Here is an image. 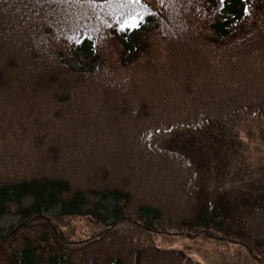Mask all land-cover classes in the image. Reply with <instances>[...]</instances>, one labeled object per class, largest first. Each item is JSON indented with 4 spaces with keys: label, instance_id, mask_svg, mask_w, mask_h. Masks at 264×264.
<instances>
[{
    "label": "trees",
    "instance_id": "obj_1",
    "mask_svg": "<svg viewBox=\"0 0 264 264\" xmlns=\"http://www.w3.org/2000/svg\"><path fill=\"white\" fill-rule=\"evenodd\" d=\"M245 114L264 0H0V264H264V205L211 201L197 164Z\"/></svg>",
    "mask_w": 264,
    "mask_h": 264
},
{
    "label": "rangeland",
    "instance_id": "obj_2",
    "mask_svg": "<svg viewBox=\"0 0 264 264\" xmlns=\"http://www.w3.org/2000/svg\"><path fill=\"white\" fill-rule=\"evenodd\" d=\"M72 66L79 69L77 63H72ZM226 125L230 131L223 136H218L215 142L228 144L227 151H222L217 147L212 148L210 158L209 151L197 148L198 154H200L197 158V164L202 171L207 189H205V195L207 194L206 196L211 201L225 203L229 209L243 201L264 205V114H245L239 121ZM170 135L172 136L160 135L155 139V143L163 147L169 144L171 140L175 141L176 144H171L174 146L189 141L195 146L196 137L192 134L176 133ZM199 137L201 135H198L197 139ZM209 142L207 140L203 143ZM178 147L181 148L180 145ZM193 148L191 146L192 150ZM185 153L189 154L187 151ZM216 158H218V162L215 161ZM201 160L203 161L201 162ZM22 205L24 208L30 207L32 198L26 197L22 201ZM113 205V201L104 202V206L107 208H111ZM59 212V208H53L47 214L58 215ZM19 218V215L12 213L1 215L0 233H7L19 221ZM203 247L205 246L197 247L195 251L201 255L206 264H222L217 250H210L209 248L204 250Z\"/></svg>",
    "mask_w": 264,
    "mask_h": 264
},
{
    "label": "snow or ice",
    "instance_id": "obj_3",
    "mask_svg": "<svg viewBox=\"0 0 264 264\" xmlns=\"http://www.w3.org/2000/svg\"><path fill=\"white\" fill-rule=\"evenodd\" d=\"M245 11H247V10H245ZM132 26H133V27L137 26L136 23H135V21H133ZM76 42H79V41L77 40Z\"/></svg>",
    "mask_w": 264,
    "mask_h": 264
}]
</instances>
